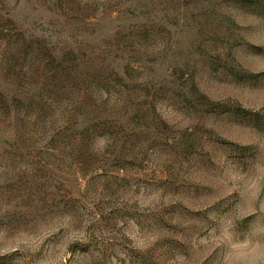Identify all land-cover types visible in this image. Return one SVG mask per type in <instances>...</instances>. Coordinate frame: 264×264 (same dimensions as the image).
<instances>
[{
	"label": "rangeland",
	"instance_id": "rangeland-1",
	"mask_svg": "<svg viewBox=\"0 0 264 264\" xmlns=\"http://www.w3.org/2000/svg\"><path fill=\"white\" fill-rule=\"evenodd\" d=\"M0 264H264V0H0Z\"/></svg>",
	"mask_w": 264,
	"mask_h": 264
}]
</instances>
